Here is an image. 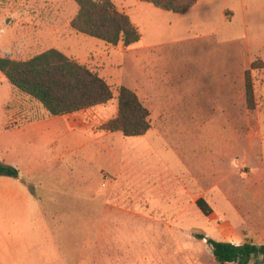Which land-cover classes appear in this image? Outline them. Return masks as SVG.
I'll return each mask as SVG.
<instances>
[{
  "label": "rangeland",
  "instance_id": "rangeland-1",
  "mask_svg": "<svg viewBox=\"0 0 264 264\" xmlns=\"http://www.w3.org/2000/svg\"><path fill=\"white\" fill-rule=\"evenodd\" d=\"M205 6L213 25L203 15L160 25L143 12L145 38L160 46L145 52L156 62H138L139 45L127 51L72 29L75 0H0L1 57L56 48L115 93L97 109L51 117L0 71V160L22 176L0 175V264H219L202 236L264 244V0ZM120 86L168 124L141 137L101 129L118 114ZM155 89L167 96L149 100ZM25 186L34 201L11 194Z\"/></svg>",
  "mask_w": 264,
  "mask_h": 264
},
{
  "label": "trees",
  "instance_id": "trees-1",
  "mask_svg": "<svg viewBox=\"0 0 264 264\" xmlns=\"http://www.w3.org/2000/svg\"><path fill=\"white\" fill-rule=\"evenodd\" d=\"M177 14L187 13L199 0H141ZM78 12L70 25L76 32L100 39L107 44L125 47L138 43L142 35L130 16L118 9L113 0H75ZM256 63L252 64V68ZM0 71L20 92L31 97L51 117L74 114L105 105L114 99L110 84L98 72L79 63L56 48L48 49L26 60L0 56ZM246 96L249 109L255 108L251 70L246 71ZM118 114L101 126L126 137H141L151 129L150 110L138 94L127 86L117 90ZM0 175L19 179L20 171L0 161ZM197 206L206 216L212 209L200 198ZM206 239V236H202ZM219 264H264V244L246 240L234 244L208 238Z\"/></svg>",
  "mask_w": 264,
  "mask_h": 264
},
{
  "label": "crops",
  "instance_id": "crops-1",
  "mask_svg": "<svg viewBox=\"0 0 264 264\" xmlns=\"http://www.w3.org/2000/svg\"><path fill=\"white\" fill-rule=\"evenodd\" d=\"M205 1L206 0H199L187 13H185V14H177V13H173V12H170V11H165V10L159 9V8L155 7L151 3L143 2L141 0H138V2L136 3L137 8H135L133 5H131V3L129 1L124 0L121 3V5H119V6L117 5V7H118L119 10H121L122 12H124V13H126V14H128L130 16V18H131L132 22L134 23V25L139 29V31H140V33L142 35V38H141V40L138 43H136V44H134L132 46L125 47L123 44L122 45L124 46V48L127 51L132 49L135 45H139V51L143 52V54H144V56H146V58H140L138 60V62H156V60H153L151 58L153 56L152 54H151V56H149L145 52H148V51L151 52L153 50H156L160 46V44L155 43V41L159 40V38H156V39L154 38V40H148V41H151V43L150 42L147 43L148 41L145 38V32H146L147 27L144 24V19H143V17H141V14H143V12H145V11L146 12H150L157 19L160 18V20H161L160 21V25L162 23L166 22L167 26H172L173 24L177 23V21H176L177 17H179L181 19H193L194 15H195L194 17H199V16L201 17L203 15L201 17V19L204 21L203 23L206 24V26H210V25L214 24V22H213V11H211L209 7L205 6ZM228 10H230V9H224L223 10V12H222L223 19L227 18L226 11H228ZM173 14H177V15H180V16H174ZM231 16L233 17V12L232 11H231ZM161 18H164L166 20L163 21ZM175 25L177 26V24H175ZM149 30L153 34H157L158 32H160L162 30V26H161V28H159L158 23L155 22V25L151 24V26L149 27ZM157 79H158V77L155 76L154 80H157ZM138 96L141 99V96L139 94H138ZM166 96H167V92H164V91L160 92V91H156V89H155L153 91L152 90L150 91L149 100L163 99ZM152 104H153V102H150V106ZM160 105L162 106V103H160ZM99 106H101V105H99ZM97 108H99V107L95 106V107H92V108H89V109L82 110V111L77 112V113L87 112V111L94 110V109H97ZM163 109H161V111H163ZM149 110H150L151 129L152 128L153 129L156 128L157 127L156 125L168 124L167 123V116H168L167 113L164 114V113L161 112L159 115L157 114V116H155L154 112H153V108L150 107ZM77 113L64 115L62 117L72 116V115H75ZM36 122H38V121H36ZM32 123H34V122H28V123H25V124H23V125H21L19 127H14V128H9V129L21 130V129L26 128L28 125H30ZM68 126L70 128L71 135H74V130H75L74 125L68 123ZM156 129H158V127ZM21 178H22V176H21V173H20V177L17 180L20 181ZM110 190L112 192H116V190H112V189H110ZM11 194H13L15 196L23 195V196H25L24 199L26 201H28V202L34 201V199L32 197V194H33L32 193V189H30L29 187H26V186L25 187H20V189H14V192H12ZM199 199L200 198H198L196 200V202ZM196 205H197V203H196ZM198 209H199V207H198ZM231 243H233V242H231Z\"/></svg>",
  "mask_w": 264,
  "mask_h": 264
},
{
  "label": "water",
  "instance_id": "water-1",
  "mask_svg": "<svg viewBox=\"0 0 264 264\" xmlns=\"http://www.w3.org/2000/svg\"><path fill=\"white\" fill-rule=\"evenodd\" d=\"M208 239V237L206 238V240Z\"/></svg>",
  "mask_w": 264,
  "mask_h": 264
}]
</instances>
